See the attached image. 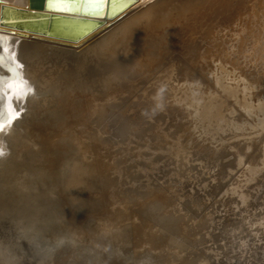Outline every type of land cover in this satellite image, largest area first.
Segmentation results:
<instances>
[{
	"label": "rangeland",
	"instance_id": "1",
	"mask_svg": "<svg viewBox=\"0 0 264 264\" xmlns=\"http://www.w3.org/2000/svg\"><path fill=\"white\" fill-rule=\"evenodd\" d=\"M164 1L144 6L160 3L146 16L161 28L128 24L72 62L88 84L50 106L26 107L11 72L22 106L0 105L14 117L0 131V264H264V0H179L170 15ZM130 47L133 72L97 71Z\"/></svg>",
	"mask_w": 264,
	"mask_h": 264
},
{
	"label": "bare ground",
	"instance_id": "2",
	"mask_svg": "<svg viewBox=\"0 0 264 264\" xmlns=\"http://www.w3.org/2000/svg\"><path fill=\"white\" fill-rule=\"evenodd\" d=\"M148 1L150 0H113L112 4H111V15L110 16H105V12L103 13L102 16L99 17H89V16H82L88 20H92L94 22L93 26L90 27H86L84 28V32H82V34L80 36H78L75 39L72 40H67V39H63V38H55V37H50V36H43V35H39V34H35V33H31L28 31H20V30H16V29H11L9 27H1L0 26V84H2V87H0V92H2V96L3 98H0V105L7 103L9 105H20L19 104V100L18 97L19 95H21V90L22 89H18V86H15V84L13 85V80L16 78L15 75L11 74V72H16L17 69H19V71L21 70L23 76L26 77V79L28 80L27 82V86L25 87L22 94L28 93L30 94V96L27 97L26 99V103L25 106L26 107H30V106H50L49 102L51 103V99L53 98L54 95H57L58 93H63V90L65 87H67V85H72L74 86L75 89H77L75 86H84L88 81H80L78 80V77L75 76L73 73H71V71H69L67 68H70L69 65L72 62L75 63H79L80 60H83L84 62V58H87L88 56H94V55H98V54H105L106 51H110L112 46L114 45V42L118 41V36L120 37V30H122L123 28H126L128 26V24H132L135 23L134 25H132L133 27L137 28V32L136 30L131 29L132 26H130L129 28L132 31V34L130 33L129 36L131 35H135L133 32L135 31L136 34H144L145 36H147L146 34H148L150 31L151 33L154 31H156V29L161 28L163 25H161V27L156 28L154 26H156L157 23V18L159 17H154L152 18L151 16H149V20H147V12L155 7V5L158 6V4H160L159 2H156V4H154L153 6H149L148 8L144 7L145 5H147ZM159 1V0H157ZM167 1V6L168 9L170 8V10H168V14L170 15V13L173 11V9L177 6L176 2L179 0H165L164 2ZM176 1V2H175ZM187 2V5H194V4H198L199 2H205L206 0H198L199 2H195V0H185ZM184 1V3H185ZM215 1V0H214ZM226 1V0H225ZM235 1V0H234ZM237 1V0H236ZM153 2V1H152ZM163 2V3H164ZM209 2V1H208ZM219 2V1H218ZM223 3L224 0L222 1ZM105 3V1L102 2V4ZM176 3V4H175ZM183 3V2H182ZM227 3H230L229 1ZM225 3V4H227ZM246 3V2H245ZM165 4V3H164ZM179 4V3H178ZM186 4V3H185ZM209 3H207L208 5ZM220 4V3H219ZM224 4V5H225ZM149 5V4H148ZM147 5V6H148ZM151 5V4H150ZM184 5V4H183ZM181 5V6H183ZM237 5V4H236ZM3 6H12V7H16V8H22L25 10H35V11H39V12H44L45 14H61V15H67V16H80V15H76V14H69L66 12H57V11H50V10H45L43 9H36V8H32L31 7V3L30 0H0V13H1V9L3 8ZM108 6V4H107ZM203 6V5H202ZM205 6V5H204ZM187 7V6H186ZM201 7V6H200ZM206 7V6H205ZM225 7V6H222ZM228 7V6H227ZM234 7V6H233ZM245 7V6H244ZM146 8V9H145ZM211 8V7H210ZM203 9V8H202ZM215 9V8H214ZM225 9V8H222ZM242 9V8H241ZM248 9V8H247ZM260 9V8H259ZM201 10V9H200ZM243 10V9H242ZM216 11V10H215ZM155 12V11H154ZM199 12V11H198ZM221 12V11H220ZM224 12V11H223ZM163 13V12H161ZM160 13V16H161ZM192 13V12H191ZM213 13V12H210ZM229 13V12H228ZM9 14V13H8ZM153 14V12L151 13ZM165 14V12H164ZM204 14V13H202ZM248 14V13H247ZM10 18H12L13 20L15 19H24V17H18V16H13L12 14ZM145 15V19L147 20H138L137 19L141 16ZM150 15V14H147ZM35 16V15H34ZM152 16H155L154 14ZM187 16V15H186ZM33 17V15L31 16ZM144 17V16H143ZM189 17V15H188ZM221 17V16H220ZM175 18V17H174ZM144 19V18H143ZM186 19H188L186 17ZM194 20L196 18H193ZM259 19V17H258ZM136 20V21H135ZM205 20V19H204ZM225 20V19H224ZM232 20V19H231ZM187 21V20H186ZM193 21V20H192ZM235 21V20H234ZM49 22H47V25H49ZM160 22V21H158ZM161 22H163V20H161ZM160 22V23H161ZM188 22V21H187ZM190 22V21H189ZM250 23V22H249ZM36 24V23H35ZM162 24V23H161ZM164 24V22H163ZM55 26H57L58 24H54ZM76 24H72V23H67L66 26H61L62 29H66L70 32L73 31L74 28H76L75 26ZM208 25V24H207ZM243 25V24H242ZM59 26V25H58ZM126 26V27H125ZM249 26V25H248ZM178 29V28H177ZM124 30V29H123ZM129 30V29H128ZM125 31V30H124ZM130 31V32H131ZM159 31V30H158ZM242 31V30H241ZM125 33V32H124ZM157 33V32H156ZM162 33V32H161ZM178 33V32H177ZM128 34V33H127ZM170 34V33H169ZM151 35V34H149ZM160 35L159 33H157V36ZM166 35V34H164ZM162 36V38L160 39H166V36ZM179 35V34H178ZM177 35V36H178ZM127 37L124 35V37H127V39L129 40L131 37ZM153 36V35H152ZM156 36V35H155ZM168 36V35H167ZM123 37V36H121ZM136 37V36H135ZM144 37V36H142ZM152 38V37H151ZM172 38V37H171ZM175 38V37H173ZM211 38V37H210ZM123 39V38H122ZM126 39V38H125ZM124 39V40H125ZM127 39L125 41H127ZM132 39V38H131ZM146 40H148V37L145 38ZM153 39V38H152ZM156 39V38H155ZM153 39V41L155 40ZM177 39V38H176ZM198 40V39H197ZM209 40V39H208ZM207 40V41H208ZM124 41V42H125ZM140 41V40H139ZM138 41V43H139ZM193 41V40H192ZM121 43V40L119 41ZM117 42V43H119ZM129 42H131V40H129ZM133 42V41H132ZM131 42V43H132ZM146 41H144L145 44ZM155 42V41H154ZM157 42V41H156ZM126 43V42H125ZM125 43L123 46H125ZM128 43V42H127ZM135 43V41H134ZM137 43V42H136ZM143 43V42H142ZM166 43V42H165ZM169 43V42H168ZM167 43V44H168ZM172 43V42H171ZM174 43V42H173ZM208 43V42H206ZM129 44V43H128ZM163 44V43H162ZM193 44V43H192ZM198 44V43H197ZM121 45V44H119ZM130 45V44H129ZM142 47V44H140ZM165 45V44H163ZM184 45V44H183ZM207 45V44H206ZM212 45V43L210 44ZM127 46V44H126ZM136 46V45H135ZM170 46V45H168ZM173 45H171L170 47H172ZM192 46V45H191ZM194 46V45H193ZM221 46V44H220ZM120 47V46H119ZM146 47V46H145ZM155 47V46H154ZM168 47V48H170ZM218 47V46H217ZM222 47V46H221ZM224 47V46H223ZM129 48V47H128ZM137 48V47H136ZM136 48L134 47H130V49H128L127 51V57H120L119 58L114 56L116 62H118V64H122V65H112V63H110V61H112V59L110 61H106L102 60V64L98 63V65H104V63L106 65H104L103 67L99 66L100 69H96V68H90V70L93 72L94 76V70L96 69L97 71L101 70V69H107L106 71L110 72L109 69L111 68V66H113L112 68L115 70H118L119 74H122L124 72H127L129 69H131V71L133 72L132 68L134 67V64H136V62L138 63L140 59H138L137 57H135V52H136ZM173 48V47H172ZM121 50H123L124 48L120 47ZM119 49V50H120ZM150 49V48H149ZM171 49V48H170ZM197 49V48H196ZM215 49V48H214ZM218 49V48H217ZM113 50V49H112ZM139 51V47L137 49ZM148 50V49H147ZM152 50V49H151ZM210 50V49H209ZM216 50V49H215ZM221 50V49H220ZM224 50V49H222ZM141 51V50H140ZM144 51V50H143ZM122 52V51H121ZM119 52V53H121ZM189 53V51H187ZM193 52V51H192ZM201 52V51H200ZM213 52V50H212ZM211 52V53H212ZM219 52V51H218ZM143 53V52H142ZM147 53V51H146ZM215 56V52L214 54H211ZM221 53V52H220ZM219 53V54H220ZM148 54V53H147ZM150 54V53H149ZM184 54V53H183ZM223 54V53H222ZM146 55V54H145ZM195 55V54H194ZM202 55V54H201ZM209 55V54H208ZM107 56V55H106ZM142 56V55H141ZM138 56V57H141ZM207 56V55H206ZM205 56V57H206ZM146 57V56H145ZM211 57V56H210ZM107 58V57H106ZM110 58V57H109ZM108 58V59H109ZM112 58V57H111ZM177 58V57H176ZM147 59V57H146ZM145 59V60H146ZM200 59V58H199ZM210 59V58H209ZM177 60V59H176ZM216 60V59H215ZM99 61V60H98ZM103 61H105L103 63ZM123 61V62H122ZM155 61V60H154ZM157 61V60H156ZM178 61V60H177ZM96 62V61H94ZM113 62V61H112ZM140 62V61H139ZM151 62V61H150ZM174 62V61H173ZM179 62V61H178ZM187 62V61H186ZM85 64V63H84ZM97 64V63H96ZM115 64V63H114ZM147 64H150L149 62ZM157 64V63H156ZM182 64V63H181ZM145 65V64H144ZM143 65V67H144ZM155 65V64H154ZM68 66V67H67ZM86 66V65H85ZM140 66V65H139ZM96 67V65H95ZM185 67V66H184ZM148 68V67H147ZM173 68V67H172ZM180 68V66L178 67ZM182 68V67H181ZM186 68V67H185ZM206 68V66H205ZM103 69V70H104ZM140 69V67H139ZM145 69V68H144ZM183 69V68H182ZM87 70V68H86ZM102 70V71H103ZM146 70V69H145ZM180 70V69H179ZM189 70V69H188ZM196 70V69H195ZM221 70V69H220ZM223 70V71H222ZM222 74L226 73L227 71H224V69L222 68ZM95 71V72H97ZM150 71V70H149ZM153 71V70H152ZM89 72V71H88ZM112 72V69H111ZM144 72V71H143ZM142 72V73H143ZM17 73V72H16ZM91 73V72H90ZM98 73V72H97ZM153 73V72H152ZM178 73H181L178 72ZM194 73V72H192ZM10 74V76L8 75ZM20 74V73H19ZM18 74V75H19ZM92 74V75H93ZM141 74V73H140ZM221 74V75H222ZM97 75V74H96ZM193 75V74H192ZM196 75V74H195ZM118 76V75H117ZM116 76V77H117ZM159 76V75H158ZM163 76V75H162ZM181 76V75H179ZM194 76V75H193ZM20 77V76H19ZM99 77V76H98ZM22 78V77H21ZM90 78V77H89ZM95 78V77H94ZM101 78V75H100ZM110 78V77H109ZM148 78V77H147ZM165 78V77H164ZM184 78V77H182ZM18 79V77H17ZM125 79V78H124ZM127 79V78H126ZM155 79V78H154ZM171 79V78H170ZM197 79V77H196ZM137 80V79H136ZM151 80V79H148ZM147 80V81H148ZM156 80V79H155ZM161 80V78H160ZM92 81V80H91ZM95 81V80H94ZM98 81V80H97ZM119 81V80H118ZM123 81V80H120ZM76 82V83H75ZM145 82V81H144ZM143 82V84H145ZM184 82V81H183ZM104 83V82H103ZM74 84V85H73ZM88 84V83H87ZM86 84V85H87ZM93 84V83H92ZM129 84V83H128ZM220 84V83H219ZM170 85V84H169ZM111 86V85H110ZM129 86V85H128ZM142 86V85H141ZM150 86V85H149ZM152 86V85H151ZM168 86V85H167ZM133 87V86H132ZM136 88V87H135ZM151 88V87H150ZM4 89V91H3ZM148 89V88H146ZM132 90V88H131ZM172 90V89H171ZM176 90V88H175ZM173 90V91H175ZM130 91V90H128ZM135 91V90H134ZM142 91V90H140ZM161 91V90H160ZM165 91V90H164ZM163 91V92H164ZM169 92V89L167 90ZM183 91V90H182ZM197 91V90H196ZM233 92V90H231ZM123 92V91H122ZM129 93V92H128ZM177 93V92H176ZM182 93V92H181ZM185 93V92H184ZM235 93V90H234ZM116 94V93H115ZM125 94V92L123 93ZM139 94V93H137ZM173 95V94H172ZM183 95V94H182ZM110 96V95H109ZM149 96V95H148ZM169 97V96H168ZM126 98V97H125ZM173 98V96H172ZM177 98V97H176ZM175 98V99H176ZM108 99V98H107ZM106 99V100H107ZM146 99V98H145ZM207 99V98H206ZM18 100V101H17ZM91 101V99H88ZM167 100V99H166ZM179 100V99H178ZM164 101V100H163ZM177 101V100H176ZM131 102V101H130ZM179 102V101H178ZM132 103V102H131ZM91 104V102H90ZM99 104V102L97 103ZM103 104V103H102ZM122 104V103H120ZM101 105V104H100ZM113 105V104H112ZM115 105V104H114ZM92 106V105H91ZM94 106V105H93ZM107 106V105H106ZM167 106V105H166ZM191 106V105H190ZM213 107V106H212ZM109 111V110H108ZM215 111V110H214ZM110 115V114H109ZM221 116V115H220ZM218 118V117H217ZM223 119V118H222ZM216 120V119H215ZM71 121V120H70ZM69 123V122H68ZM71 123V122H70ZM11 124V123H10ZM67 124V123H66ZM8 125V124H7ZM75 125V124H74ZM14 126V125H13ZM19 126V125H18ZM16 125V127H18ZM10 127V126H9ZM20 128V127H19ZM5 131V130H4ZM21 131V130H20ZM25 130L21 131V135H25ZM48 132H46L47 134ZM54 135V134H53ZM214 135V134H213ZM52 138V137H51ZM47 140V139H46ZM40 150V148H38ZM47 148L45 147L44 150H46ZM49 153V152H48ZM46 155V154H45ZM71 174V173H70ZM74 175V174H73ZM72 176H70L71 178ZM75 178V176H74ZM71 182V179H69ZM68 181L69 184H71ZM73 182V181H72ZM66 183V184H68ZM68 184V185H69ZM67 188V187H66ZM67 192L68 189H66ZM71 191V190H70ZM36 195V194H35ZM29 195V199H30ZM33 196V195H32ZM23 198V197H22ZM27 198V197H26ZM33 198V197H31ZM39 198V197H38ZM37 198V200H38ZM34 199V198H33ZM40 199V198H39ZM53 199V198H52ZM23 200V199H22ZM27 200V199H26ZM32 200V199H31ZM30 200V201H31ZM36 200V197H35ZM51 201V200H48ZM53 201V200H52ZM24 202V201H22ZM33 202V200H32ZM31 202V203H32ZM36 202V201H35ZM40 202V201H39ZM44 202V201H43ZM47 202V201H45ZM57 201L55 200L56 203ZM6 203V202H5ZM27 203V201H26ZM29 203V201H28ZM42 203V201H41ZM23 204V203H22ZM6 205V204H5ZM16 205V204H15ZM35 205V204H34ZM47 205V204H46ZM51 206V205H49ZM34 207V206H33ZM44 207V206H43ZM42 207V208H43ZM46 207V206H45ZM9 208V207H8ZM13 208V206H12ZM30 208V207H29ZM42 208H39L42 210ZM38 209V210H39ZM46 209V208H45ZM44 209V211H45ZM50 209V207L47 208V212ZM11 210V209H10ZM21 210V209H20ZM40 210V211H41ZM180 210V209H179ZM23 211V210H22ZM28 211V210H27ZM30 212V211H29ZM46 212V214H47ZM17 213V212H15ZM23 213V212H22ZM4 214V213H3ZM27 214V213H25ZM49 214V213H48ZM47 214V215H48ZM38 218V217H37ZM177 218V217H176ZM39 219V218H38ZM174 228V227H173ZM177 228V227H176ZM175 229V228H174ZM169 231V230H168ZM171 231V230H170ZM177 231V230H175ZM173 233V231H172ZM172 235V234H171Z\"/></svg>",
	"mask_w": 264,
	"mask_h": 264
},
{
	"label": "water",
	"instance_id": "3",
	"mask_svg": "<svg viewBox=\"0 0 264 264\" xmlns=\"http://www.w3.org/2000/svg\"><path fill=\"white\" fill-rule=\"evenodd\" d=\"M105 3L102 4V2ZM113 0H30L31 7L36 9H45L57 12H66L76 14L78 16H67L61 14H45L35 10H25L12 6H3L0 13V26L9 27L20 31H28L31 33L50 36L55 38H63L72 40L77 38L84 32V28L93 26L94 22L82 16L99 17L105 12V16H110L111 4ZM108 4V6H107ZM13 16L24 17V19L10 18ZM33 15V17H31ZM35 15V16H34ZM49 25H47V22ZM36 23V24H35ZM76 24V28L72 32L60 28V25ZM54 24H58L55 26Z\"/></svg>",
	"mask_w": 264,
	"mask_h": 264
},
{
	"label": "snow or ice",
	"instance_id": "4",
	"mask_svg": "<svg viewBox=\"0 0 264 264\" xmlns=\"http://www.w3.org/2000/svg\"><path fill=\"white\" fill-rule=\"evenodd\" d=\"M0 87H2V84H0ZM19 87H23V83L22 81L19 83ZM0 98H3L2 96V92H0ZM13 116L7 111V109H0V131L4 130V125L11 123V121L13 120ZM3 153L0 152V155H2Z\"/></svg>",
	"mask_w": 264,
	"mask_h": 264
},
{
	"label": "clouds",
	"instance_id": "5",
	"mask_svg": "<svg viewBox=\"0 0 264 264\" xmlns=\"http://www.w3.org/2000/svg\"><path fill=\"white\" fill-rule=\"evenodd\" d=\"M153 114H155V111H153ZM0 152H2L3 154L2 155H0V156H3V155H5V152L2 150V149H0Z\"/></svg>",
	"mask_w": 264,
	"mask_h": 264
}]
</instances>
